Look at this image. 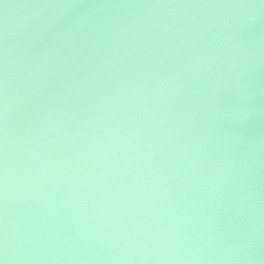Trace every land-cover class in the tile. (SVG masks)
<instances>
[{"label": "water", "instance_id": "1", "mask_svg": "<svg viewBox=\"0 0 264 264\" xmlns=\"http://www.w3.org/2000/svg\"><path fill=\"white\" fill-rule=\"evenodd\" d=\"M0 264H264V0H0Z\"/></svg>", "mask_w": 264, "mask_h": 264}]
</instances>
